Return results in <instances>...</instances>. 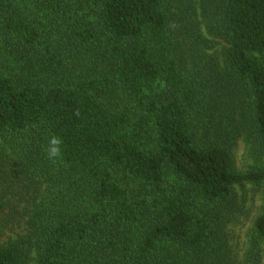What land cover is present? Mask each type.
Masks as SVG:
<instances>
[{"label": "trees", "instance_id": "obj_1", "mask_svg": "<svg viewBox=\"0 0 264 264\" xmlns=\"http://www.w3.org/2000/svg\"><path fill=\"white\" fill-rule=\"evenodd\" d=\"M245 135L264 161V0H0V168L47 194H0V264H234Z\"/></svg>", "mask_w": 264, "mask_h": 264}, {"label": "rangeland", "instance_id": "obj_2", "mask_svg": "<svg viewBox=\"0 0 264 264\" xmlns=\"http://www.w3.org/2000/svg\"><path fill=\"white\" fill-rule=\"evenodd\" d=\"M197 17L196 21H193L191 24L196 22L195 24L198 25V22L201 21L200 9L197 11ZM201 32L208 40L215 43L213 49L206 50L204 54H201V58L206 55L207 57L204 58V61L207 60L209 56H212L216 60H221V53L223 48L226 47V44L220 39L205 34L204 27H202ZM187 38L188 39H185V43H187L189 50H191V44H193L195 38L191 35H188ZM2 143L3 141L0 140V157L3 150ZM7 150L6 155L8 156H5L0 168V194L2 195L7 192V194H13V199H16L17 193L25 192L24 198H32L33 200L35 197L37 199L36 201L43 199L47 195L45 192L46 185L37 186V195L28 193V179L20 171L21 166H18L19 162L17 165H12L10 163L12 159H15V155L10 149L7 148ZM233 156L236 170L240 173L248 172L258 166H262L264 163L263 158L254 150L253 141L247 135L243 136L238 141L234 148ZM13 163L16 162L13 161ZM30 190H32L34 194L35 187H31ZM235 199L240 210L227 227L231 259L234 264H264V246L258 244V257L256 251H251V243L254 236V223L264 209V183H244L242 186H236ZM10 211H12L11 207H7L5 210H2V214L6 217ZM17 211L20 213V209L17 208ZM12 214L17 217L18 222L9 223L8 228H11L12 232H20L23 227L21 216L15 214L13 211ZM6 235L12 234L10 231L6 230Z\"/></svg>", "mask_w": 264, "mask_h": 264}, {"label": "clouds", "instance_id": "obj_3", "mask_svg": "<svg viewBox=\"0 0 264 264\" xmlns=\"http://www.w3.org/2000/svg\"><path fill=\"white\" fill-rule=\"evenodd\" d=\"M62 141L56 137H53L49 141L48 156L50 159L58 158L61 154V145Z\"/></svg>", "mask_w": 264, "mask_h": 264}]
</instances>
